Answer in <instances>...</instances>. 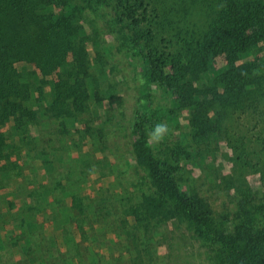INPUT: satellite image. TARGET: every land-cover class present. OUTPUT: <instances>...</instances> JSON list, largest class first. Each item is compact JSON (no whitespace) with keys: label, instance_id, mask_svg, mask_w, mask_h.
Segmentation results:
<instances>
[{"label":"trees","instance_id":"1","mask_svg":"<svg viewBox=\"0 0 264 264\" xmlns=\"http://www.w3.org/2000/svg\"><path fill=\"white\" fill-rule=\"evenodd\" d=\"M107 1L115 5L114 31L127 57L136 62L139 82L131 135L134 159L145 173L147 189L122 201L125 221H133L128 241L142 232V237L149 236L153 225L180 223L208 245L215 264H264V198L247 190L234 218L217 220L205 197L191 187L184 191L179 184L181 157L205 154L208 142L225 137L231 144L234 134L247 151L255 139L264 140V0H219L211 23L188 32L189 38L181 41L155 36L152 26L157 21L144 29L159 15L158 0H85L88 6L78 0H0V191L5 186L3 174L22 176V166L13 160L11 150L16 138L18 143L32 140L42 109L52 119L75 121L90 111L91 96L99 102L113 99L112 89L90 91L96 82L88 45L97 32L84 20L85 9ZM98 36L92 42L96 58L103 44ZM47 88L51 101L42 109L32 108L34 95H39V102L45 100ZM154 90L165 93L158 103ZM176 119L184 123L186 145L173 143L176 147L164 152L150 133L158 123L167 125ZM242 120L250 125L242 128ZM10 124L9 131H3ZM89 126L80 135L85 141L91 139L93 147L97 140ZM261 148L264 154V142ZM64 180L59 190L36 184L30 197L36 202L44 191L47 200L54 194L64 207L84 212L85 198L68 192ZM49 209L30 203V245L34 228L41 227L37 216L44 213L47 220ZM78 228L83 243L93 238L88 236L93 231L85 234V225ZM63 235L71 241L65 230ZM76 247L62 261L84 264V254ZM30 250V264H54L53 258L46 261L42 256L47 248L36 257Z\"/></svg>","mask_w":264,"mask_h":264},{"label":"rangeland","instance_id":"2","mask_svg":"<svg viewBox=\"0 0 264 264\" xmlns=\"http://www.w3.org/2000/svg\"><path fill=\"white\" fill-rule=\"evenodd\" d=\"M107 2L110 4L85 9L84 20L89 29L97 32L91 34L88 45L91 73L93 82H96L90 91L99 89L105 93L112 89L113 99L99 102L91 96L90 111L75 121H69L52 119L44 114L41 106L51 101L50 88L45 90V100L41 102L38 101L39 95H34L32 108L42 110L39 123L32 129V140L28 138L18 143L16 138L11 150L13 160L22 166V176L2 175L5 186L0 191V264H30V248L34 252L32 256L36 257L41 256L43 247L47 248L42 254L46 261L53 258L54 264H67L65 258L74 253V246H78L76 252L84 254V264H215L208 245L180 223L153 225L149 236L142 237V232L134 241H128L127 234L132 231L133 221L131 218L125 221L122 201L130 198L132 192L147 189L145 173L137 167L134 159L131 135L139 82L136 62L127 57L114 31L117 29L115 5ZM158 2L159 15H154L144 29L148 30L149 24L157 21V25L152 26L155 36L176 41L186 36L188 39V32L206 28L219 5V0ZM78 4L86 5L85 0H78ZM97 35L103 44L96 58L92 42ZM154 92L157 103L164 99V92ZM240 123L242 128L250 125L247 120ZM87 124L97 140L93 147L91 139L85 141L80 135ZM10 127L11 124L3 131H9ZM167 127L168 132L159 142L164 152L168 147H176L173 143L186 145L182 135L186 134L183 132L185 126L181 120H173L167 123ZM101 139L102 143H99ZM230 141L231 144L225 137H220L203 147L206 153H201L202 157H181V189L188 191L191 187L205 197L217 220H232L242 194L247 190L257 198H264V154L261 153L264 140L255 139L247 151L240 148L234 134ZM188 145H191L190 141ZM98 148L103 152L97 151ZM43 153L46 155H41ZM42 157L49 163L44 164ZM64 179H67L68 192L85 198L84 212L64 207L65 203L57 201L54 194L47 200L44 191L43 196L33 202L30 196L36 184L59 190L58 185ZM59 195L61 192L57 191L56 196ZM30 203L47 209L52 207L47 212L48 221L44 213L37 216L41 227L34 228L36 230L31 233L33 245H30ZM79 224L87 228L85 234L94 232L88 234L94 236L85 243ZM64 230L71 241L65 240Z\"/></svg>","mask_w":264,"mask_h":264},{"label":"clouds","instance_id":"3","mask_svg":"<svg viewBox=\"0 0 264 264\" xmlns=\"http://www.w3.org/2000/svg\"><path fill=\"white\" fill-rule=\"evenodd\" d=\"M168 132V127L164 123H158L157 125L154 126L150 133V139L154 140L156 142H160L165 134Z\"/></svg>","mask_w":264,"mask_h":264}]
</instances>
